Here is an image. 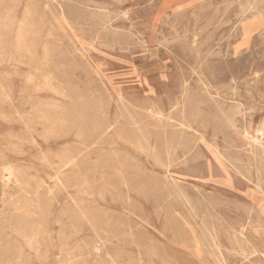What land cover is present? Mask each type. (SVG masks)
<instances>
[{"label":"rangeland","instance_id":"1","mask_svg":"<svg viewBox=\"0 0 264 264\" xmlns=\"http://www.w3.org/2000/svg\"><path fill=\"white\" fill-rule=\"evenodd\" d=\"M58 1L70 25L58 27L46 14L42 41L25 54L11 51L17 64L4 54L13 33L0 36V264H92L93 260V264H264V218L240 214L232 196L254 204L264 214V195L250 183L239 185L232 180L210 140L212 124L222 128L212 113L222 101L207 99L202 104L206 120L211 121L207 139L192 137L196 146L187 156L182 155L183 146L176 144V127L169 120H155L149 111L153 101L166 108L168 99L179 94L178 63L187 59L181 45L197 33L203 50L208 51L206 71L224 95V106L236 100L246 103L245 111L236 115L238 125L246 116L252 133L264 123V0ZM181 2L180 7L170 8ZM15 3L0 0V18L8 11L21 15L28 5L27 0ZM249 5L252 11L243 13L241 9ZM89 9L99 10L95 12L99 17ZM246 16V39L242 40L237 27ZM185 71L192 87L189 104L205 96H199L194 75L188 68ZM57 113L62 122H56ZM224 137L222 132L217 134L221 150ZM258 141L256 151H264V137L258 135ZM197 151L202 158L194 161ZM68 157L76 160L64 166ZM204 157L212 162L211 174ZM5 166H11L14 174L9 175ZM249 166L245 162L243 168ZM120 168L140 172L139 180L123 185L116 175ZM174 188L191 198L198 195L197 189H205L206 196L218 201L222 214L205 213L201 203L195 215ZM22 205L29 208L20 215L16 208ZM18 224L36 232L31 244L17 233ZM207 228L218 235L222 251L218 261L207 252V239H203ZM92 244L97 252L87 248Z\"/></svg>","mask_w":264,"mask_h":264},{"label":"bare ground","instance_id":"2","mask_svg":"<svg viewBox=\"0 0 264 264\" xmlns=\"http://www.w3.org/2000/svg\"><path fill=\"white\" fill-rule=\"evenodd\" d=\"M13 1H17V3H15V6H17L18 4H20L22 2V0H13ZM28 1V5L25 7V9L23 10V12L21 13V15L18 14V12L14 11L12 13V11H8L6 12L3 16H1L0 18V36L1 35H9L10 32L13 33V39L10 41L11 44L9 43V46L4 47V54L8 55L9 58L12 59L13 63L11 64H17V59L15 58V55H12L11 51H16L17 53L21 54H25L27 52H31L32 48L38 44L39 42L42 41L43 38V27H44V22H43V17H46V14L51 15L54 18V22L58 27H61L62 24L67 26L70 25L67 19V15L64 12L63 6L62 4L58 1V0H53L54 1V5H50V0H27ZM65 1V0H64ZM67 1V0H66ZM78 1V0H77ZM120 1V0H119ZM118 1V2H119ZM210 1V0H209ZM208 1V2H209ZM238 1V0H237ZM241 1V0H240ZM244 2H246L245 0H242ZM250 1V0H249ZM255 1V0H254ZM121 2V1H120ZM206 2V1H205ZM204 2V4H205ZM227 2V0H226ZM226 2L223 1V3L225 4ZM230 2V0H229ZM248 2V0H247ZM3 3V1H2ZM88 3H91L88 1ZM95 3V2H94ZM252 3V2H250ZM72 4H74V2H72ZM92 4V3H91ZM101 4V3H100ZM218 4V3H217ZM222 5V3H220ZM219 4V6H220ZM223 4V5H224ZM230 4V3H229ZM228 4V5H229ZM238 4V3H237ZM248 4V3H247ZM245 4V5H247ZM260 4V3H259ZM64 5V4H63ZM76 5L78 6L79 4L76 3ZM99 5V3H98ZM104 5L105 7V3L101 4ZM182 5L181 3H177L172 5L170 8L171 9H176L178 7H180ZM208 5V4H207ZM212 5V4H211ZM233 5V4H232ZM242 5V2H241ZM73 6V5H72ZM83 5H80V7ZM100 6V5H99ZM110 6V5H109ZM197 6V5H196ZM195 6V7H196ZM218 6V7H219ZM226 6V5H225ZM227 10V7H225ZM244 6V5H243ZM264 6V5H263ZM262 6V7H263ZM107 7V6H106ZM194 7V8H195ZM223 7V6H222ZM228 7H231L228 6ZM79 8V7H78ZM88 8V7H86ZM90 8V7H89ZM206 8V7H205ZM210 8V7H209ZM214 8V6H213ZM243 8V7H242ZM254 7L252 5L246 6L245 9H241L243 11V13L246 12H251L252 9ZM261 8V7H260ZM71 9V8H70ZM240 9V8H239ZM257 9V8H256ZM78 10V9H77ZM85 10V5H84V9ZM93 10V9H92ZM89 9L88 12L92 11ZM96 10V9H95ZM94 11L97 12V11ZM102 10V9H101ZM198 10V9H196ZM204 10V9H203ZM208 10V8H207ZM223 10V9H222ZM225 10V9H224ZM264 10V9H263ZM76 11V10H75ZM79 11V10H78ZM86 11V12H87ZM108 11V10H106ZM180 11V10H179ZM187 11V10H185ZM202 11V10H200ZM205 11V10H204ZM241 11V13H242ZM261 11V10H260ZM105 12V11H104ZM104 12H102L104 14ZM181 12V11H180ZM194 12V11H193ZM192 12V13H193ZM198 12V11H197ZM203 12V11H202ZM224 12V11H223ZM255 12V11H254ZM262 12V11H261ZM79 13V12H78ZM93 13V12H92ZM91 13V14H92ZM113 13V12H112ZM115 13V12H114ZM118 13V12H117ZM201 13V12H199ZM37 14V15H36ZM96 15H98V13H95ZM108 14V13H107ZM111 14V13H110ZM124 15L126 14V12L123 13ZM178 14V13H177ZM184 14V13H183ZM186 14V13H185ZM226 14V12H225ZM77 15V14H75ZM89 15V14H88ZM105 15V14H104ZM116 15V14H115ZM214 15H217L214 14ZM213 15V16H214ZM264 15V13H263ZM101 16V15H100ZM112 16V15H111ZM117 16V15H116ZM115 16V17H116ZM178 16V15H177ZM205 16V15H204ZM83 17V16H82ZM91 17V16H90ZM94 17V16H93ZM92 17V19H94ZM99 17V15H98ZM110 17V16H109ZM114 17V18H115ZM249 16L244 17L242 20H240V23L238 24L239 30H240V35L242 36V40L246 39V29H247V25L248 24H244V20L247 19ZM102 18V17H101ZM105 18V16H104ZM103 18V19H104ZM124 18V17H123ZM169 18V17H168ZM203 18V17H202ZM97 19V18H96ZM100 19V18H99ZM97 19V23L98 20ZM102 19V20H103ZM107 19V18H105ZM180 19V18H179ZM214 19V18H213ZM212 19V20H213ZM95 20V19H94ZM108 20V19H107ZM110 20V19H109ZM229 20V19H228ZM228 20L226 22H228ZM231 20V19H230ZM88 21V20H87ZM105 22H107L106 20H103ZM220 21V20H219ZM90 22V20H89ZM95 22V21H94ZM100 22V21H99ZM96 23V22H95ZM94 23V24H95ZM93 25V23H91ZM101 24V23H99ZM97 24V25H99ZM102 24H104L102 22ZM101 24V25H102ZM221 24V22H220ZM222 25V24H221ZM132 27V25H130ZM223 26V25H222ZM237 26V25H236ZM71 27V26H70ZM104 27V25H103ZM102 27V29H103ZM204 27V25L202 26ZM11 28V30L9 29ZM92 28V27H91ZM96 28V27H95ZM109 28V27H108ZM235 28V29H237ZM100 29V28H99ZM107 29V28H106ZM121 29V28H120ZM130 29V28H128ZM127 29V30H128ZM206 30L208 28H205ZM231 29V28H230ZM264 29V28H262ZM261 29V30H262ZM92 30V29H91ZM98 30V29H97ZM115 30V29H113ZM118 30V29H117ZM126 30V29H125ZM124 30V31H125ZM205 30V31H206ZM233 30V29H232ZM238 30V29H237ZM260 30V31H261ZM102 31V30H101ZM100 31V33H101ZM111 31V29H110ZM108 30V32H110ZM122 31V30H121ZM187 31V30H186ZM230 31V30H229ZM77 32V31H76ZM98 32V31H97ZM126 32V31H125ZM129 32V31H128ZM128 32L126 35H128ZM236 32V31H235ZM95 33V32H94ZM104 33V30H103ZM124 33V32H123ZM260 33V32H259ZM262 33V32H261ZM50 33H48L47 35H49ZM102 34V33H101ZM105 34V33H104ZM107 34V31H106ZM110 35V33H108ZM115 34V33H114ZM122 34V33H121ZM118 35L121 36L122 35ZM160 34V33H159ZM210 34V33H209ZM98 35V34H97ZM113 35V33H112ZM132 35V34H131ZM223 35V34H222ZM221 35V36H222ZM231 35V34H230ZM106 36V35H105ZM104 36V37H105ZM116 36V34H115ZM143 36V35H141ZM207 36V35H206ZM108 37V36H107ZM111 37V36H110ZM113 37V36H112ZM124 37V36H123ZM126 37V36H125ZM134 37V36H133ZM228 37V35H227ZM232 37V36H231ZM238 37V35H237ZM128 38V36L126 37ZM230 39V37H228ZM236 38V37H235ZM101 39V38H100ZM109 39V38H108ZM166 39V38H165ZM110 40V39H109ZM126 40V39H125ZM223 40V37H222ZM124 41V39H123ZM144 41V40H143ZM159 41V40H158ZM164 40H161V42ZM167 41V39H166ZM122 42V41H121ZM160 42V43H161ZM207 42V41H206ZM139 43V42H138ZM159 43V44H160ZM163 43V42H162ZM170 43V41H169ZM172 43V42H171ZM166 44V43H165ZM75 45V44H74ZM121 45V44H120ZM140 45V44H139ZM228 45V44H227ZM230 45V44H229ZM232 45V44H231ZM240 45V44H238ZM1 46V45H0ZM54 46V45H53ZM209 46V45H208ZM214 47V46H213ZM238 47V46H237ZM242 47V46H241ZM54 48V47H53ZM181 48H183L185 51H187L186 54V58L187 59H182V61H180V63H178V69H179V80H178V95H174L172 97H170V99H168V104L167 107L165 108L161 103L153 101V103H151L152 105L150 106V113L153 115V118L159 122H162L163 120H169L171 122V125L176 127V132L178 134V136L176 137V144L177 145H182L183 147V153L182 155L187 156V154L191 153L189 152L190 150L194 149V147L196 146V144L194 143V141L192 142V137H199L202 138L203 140H206L207 137H205V134L207 135L208 133V124L211 123V121H207L206 120V113H205V108L204 106H202L203 103H205V101L207 102V99L209 101H215V100H221L222 102H219L218 104H215L212 110V113L214 115L215 118L220 119V123H221V127L220 129H217V126L215 124V122L212 124L213 126H211V132H210V140L213 144V147L215 149L216 154L220 157V159L222 160V162L224 163L225 167L231 172L232 176V180H235L238 182L239 185H241V182L243 183H250L254 189L257 192H260L264 195V151L261 152H257L256 151V145L255 144H259L258 141V135H261L262 137H264V123L260 124L252 133V129H250V121L246 120V116H244V120H242L240 123V126L238 125V119H237V114L239 112H241V110L243 109L245 111V106L246 103H242L239 101H235L232 102L231 104H229V106L225 107V98L224 95L221 94V92L217 91L218 89L216 88L214 82L211 80L210 78V73H208L206 71V66L205 64L207 63L208 60V51H204L202 48V43L199 41L198 37H197V33H194L192 36H190L189 39H186L183 41V44L181 45ZM228 48V47H227ZM84 49V48H83ZM229 49V48H228ZM221 50V49H220ZM230 50V49H229ZM255 50V49H254ZM86 51V50H85ZM240 51V50H239ZM11 52V54H10ZM222 52V51H221ZM220 52V53H221ZM216 53V55L219 52H213ZM212 53V56H214ZM227 53L228 50H227ZM224 54V53H223ZM232 54V53H231ZM238 54V52L236 53ZM253 54V53H252ZM251 54V55H252ZM72 55V54H71ZM215 55V56H216ZM219 55V54H218ZM226 56L228 54H225ZM242 55V54H241ZM250 55V56H251ZM259 55V53L257 54ZM224 56V55H223ZM232 56V55H231ZM238 56V55H237ZM236 56V57H237ZM219 57V56H218ZM234 57V56H233ZM252 57V56H251ZM222 58V57H221ZM220 58V59H221ZM238 58V57H237ZM210 61V60H209ZM233 63V62H232ZM221 64V63H220ZM61 65V64H59ZM228 65V64H227ZM226 65V67H227ZM216 67V66H215ZM214 67V68H215ZM264 67V66H262ZM188 68V72L191 73V75H194L193 80H196L197 82V90L202 93L199 94V96L204 95V98H200V99H193L192 102L188 104L187 98L189 95V91L192 88L190 86V82H188L186 80V74ZM218 71V70H217ZM216 71V72H217ZM219 72V71H218ZM215 73V72H213ZM217 74V73H216ZM257 74V73H256ZM63 77V76H62ZM213 77V76H212ZM233 77V76H232ZM220 80V79H219ZM218 80V81H219ZM244 80V79H243ZM246 83V82H245ZM230 84V83H228ZM172 85H174V83H172ZM226 86V85H225ZM224 86V87H225ZM231 86V84H230ZM223 87V88H224ZM236 87V86H234ZM252 88V87H251ZM236 90V88H234ZM238 89V88H237ZM212 91H214L216 97L212 96ZM75 92V91H74ZM78 92V91H77ZM237 92V91H236ZM248 92V91H247ZM234 95V94H233ZM238 96V94H237ZM231 98H236V97H231ZM249 98H254L253 94L249 95ZM189 100V99H188ZM203 100V101H202ZM187 102V103H186ZM124 105V103H123ZM85 106V105H84ZM140 109V108H139ZM145 109V108H144ZM143 109V110H144ZM167 110V111H166ZM83 111V110H82ZM128 111V110H127ZM166 111V112H165ZM247 111V110H246ZM250 111V110H249ZM121 113V112H120ZM123 114V113H122ZM247 115V114H246ZM241 116V115H240ZM61 117V113H57V118H56V122H62V118ZM87 117V116H86ZM122 117V116H121ZM123 118V117H122ZM126 118V117H125ZM124 118V119H125ZM132 118V117H131ZM78 119V118H77ZM136 120V119H135ZM118 121V120H117ZM127 121V120H126ZM74 123V122H73ZM117 123V122H116ZM136 123V122H135ZM125 124V123H124ZM129 125V124H128ZM139 125V124H136ZM80 126V125H79ZM144 126V125H143ZM126 127V126H125ZM147 127V126H146ZM81 128V127H80ZM108 128V127H107ZM163 128V127H162ZM136 129V128H135ZM140 129V128H139ZM147 130V129H146ZM136 131V130H135ZM140 131V130H139ZM141 132V131H140ZM219 132H222V135H225V137L223 138V144H222V150L218 148V143H217V134ZM227 135H226V134ZM90 135V134H89ZM189 136L191 138V140H188ZM102 137V136H101ZM127 137V136H126ZM166 138V137H165ZM98 139V138H97ZM96 139V140H97ZM100 139V138H99ZM261 139V138H260ZM95 140V141H96ZM143 140V139H142ZM98 141V140H97ZM135 142V141H134ZM261 142V141H260ZM264 142V141H263ZM210 144V143H209ZM211 144V145H212ZM261 144V143H260ZM138 145L142 146V141H138ZM195 145V146H194ZM245 146V147H244ZM263 146V145H262ZM261 146V147H262ZM177 147V146H176ZM259 147V145H258ZM263 149V148H262ZM155 152V150H154ZM82 154V153H81ZM156 154V152H155ZM250 154V155H248ZM160 155H157V157ZM171 156V154H170ZM169 156V157H170ZM252 157V158H251ZM87 158V157H86ZM202 155L199 154V152L197 151V153H193V160L196 161L197 159H201ZM161 159V158H158ZM169 159V158H168ZM173 159V158H172ZM75 158L74 157H68L65 162H63V165H72L75 162ZM171 160V157H170ZM205 160V167L206 170L209 172V174H211L212 172V162L207 158L204 157ZM6 161V160H5ZM172 161V160H171ZM252 161V163H251ZM7 162V161H6ZM161 162V161H160ZM245 162L247 164V166L250 164V166L248 167L247 170H245L243 168V166L245 165ZM91 162H89L90 164ZM118 163V162H116ZM163 163V162H162ZM185 163V162H184ZM96 164V163H95ZM123 164V163H122ZM186 164V163H185ZM99 165V164H98ZM102 165V164H100ZM253 165V166H251ZM105 166L102 165V167ZM115 166V165H114ZM123 166V165H122ZM167 165H165L166 168ZM169 166V164H168ZM98 166H96L97 168ZM120 167V165H119ZM171 167V166H169ZM4 170H6L9 175L14 174L13 173V168L11 166H5ZM92 170V169H91ZM95 170V169H93ZM254 170V173H251V171ZM134 172V169L130 170V172H127V170L120 168L119 170H117L116 175L119 177V181L123 184V185H127L128 182H130L133 179H138L140 178L137 174L140 175V172H137L136 174L131 173ZM135 171H138L135 168ZM139 171H143L145 172V170H139ZM98 172V171H97ZM103 174V173H102ZM91 176V175H90ZM166 176V175H165ZM164 176V177H165ZM58 177V176H57ZM11 178V177H10ZM142 179V178H141ZM173 179V178H172ZM106 180V179H105ZM134 180V181H136ZM139 180V179H138ZM167 180V178H166ZM2 181V180H1ZM157 181V180H156ZM169 181V179H168ZM60 182V181H59ZM161 183V181H159ZM175 184L177 183L176 181H174ZM65 183V182H64ZM72 183V182H71ZM179 183H181L179 181ZM5 184V183H4ZM63 184V183H62ZM78 184V183H77ZM80 184V183H79ZM168 184V183H167ZM30 185V183H29ZM152 185V184H151ZM150 185V186H151ZM170 185V184H169ZM168 185V186H169ZM177 185V184H176ZM7 186V185H6ZM43 186V185H42ZM64 186V185H63ZM48 187V185L46 186ZM152 187V186H151ZM181 187V186H180ZM186 187V186H185ZM24 188V187H22ZM41 188V187H40ZM44 188V186H43ZM41 188V189H43ZM172 186L170 187L171 190ZM182 188V187H181ZM180 188V189H181ZM197 189V188H196ZM24 190V189H23ZM52 190V189H51ZM159 190V189H158ZM169 190V189H168ZM175 190L172 189V191ZM50 191V190H49ZM92 191V190H91ZM198 195H195L194 198H191L190 195H187L184 191H180L175 190V195L180 198L181 200L183 199L185 203H187V207L188 209H190L195 215H197L195 213V210L197 208V205L203 203L204 208H205V213H208L209 215L213 212H215L216 214L214 215H218V214H222L221 210H219L218 208V201L216 199H214V197L211 196H206L205 195V189H197ZM22 193V192H21ZM172 193V192H171ZM207 193V192H206ZM15 194V193H14ZM94 194V193H93ZM170 194V193H169ZM196 194V193H195ZM53 195V194H52ZM77 195V194H76ZM75 195V197H76ZM79 195V194H78ZM114 195V194H113ZM232 195V194H230ZM26 196V195H25ZM56 196V195H55ZM172 196V195H171ZM233 198V202H236L234 205H236L235 209L240 213V214H260L263 218H264V214L258 209V207H256L254 204H251L245 200H242L240 198H238L235 195ZM81 197V196H80ZM53 198V197H52ZM71 198V197H70ZM26 199V198H25ZM73 200V199H72ZM6 201V200H5ZM4 201V202H5ZM8 201V200H7ZM3 202V203H4ZM183 202V201H182ZM181 202V203H182ZM77 203V202H75ZM180 204V203H179ZM228 204V203H227ZM182 205V204H181ZM202 205V204H201ZM233 205V204H232ZM14 206V205H13ZM35 206V205H34ZM49 206V205H48ZM67 207V206H65ZM72 207V206H71ZM28 206H20L18 208H16V210H20L19 214H23V211L26 212L28 211ZM186 208V206H185ZM203 208V207H202ZM38 209V208H37ZM36 209V210H37ZM42 209V207H41ZM44 210V209H43ZM63 210V209H62ZM69 210V209H68ZM61 211V210H60ZM170 211V210H169ZM188 211V210H187ZM35 212V211H34ZM41 212V211H40ZM96 212V211H95ZM198 212V211H197ZM12 213V212H11ZM16 213V212H15ZM155 213V212H154ZM173 213V212H172ZM76 214V213H75ZM108 214V213H107ZM188 214V213H186ZM191 214V213H190ZM204 214V213H203ZM28 215V214H27ZM37 215V214H36ZM59 215V214H58ZM88 215V214H87ZM113 215V214H112ZM193 215V214H191ZM1 216V215H0ZM25 216V215H24ZM42 216V215H41ZM186 216V215H185ZM207 216V215H206ZM205 216V217H206ZM219 216V215H218ZM248 216V215H247ZM11 217V216H10ZM30 217V216H29ZM212 217V216H211ZM210 217V219H212ZM217 217V216H215ZM15 218V217H14ZM46 218V217H45ZM69 218V217H68ZM86 218V217H85ZM89 218V217H88ZM106 218V217H105ZM109 218V217H108ZM30 219V218H29ZM75 219V217H74ZM90 219V220H89ZM88 219V223H89V227L94 230V223L92 221V218ZM128 219V218H127ZM200 219V218H199ZM222 219V217H221ZM249 219V218H248ZM18 220V219H17ZM26 220V219H25ZM32 220V218H31ZM202 220V219H200ZM1 221V220H0ZM97 221V220H96ZM131 221V220H130ZM233 221V220H232ZM110 223V222H109ZM204 223V221H203ZM238 223V222H237ZM43 224V223H42ZM73 225V224H72ZM107 225V224H106ZM111 225V224H110ZM206 225V224H205ZM204 225V226H205ZM213 225V222H212ZM262 225V224H261ZM118 226V225H117ZM199 227V225H197ZM41 227V226H40ZM43 227V226H42ZM73 227V226H72ZM120 227V226H119ZM230 227V226H229ZM17 233L21 235L22 240L24 242H27L28 244H31L30 240H31V236L34 235V231L29 230V226L27 224H18L17 225ZM236 228V227H235ZM246 228V227H245ZM81 229V228H80ZM79 229V230H80ZM198 229V228H197ZM38 230V228H37ZM67 230V229H66ZM74 230V229H73ZM119 230V229H117ZM199 230V229H198ZM234 230V229H233ZM236 230V229H235ZM234 230V231H235ZM76 231V228L75 230ZM202 231V230H201ZM208 231V228L207 230ZM233 231V232H234ZM39 233V232H37ZM76 233V232H75ZM100 233V232H99ZM131 233V232H130ZM201 233V232H200ZM40 234V233H39ZM135 234V233H134ZM235 234V233H234ZM74 235V234H73ZM125 235V234H124ZM145 235V234H144ZM203 235V232L202 234ZM239 235L241 236V239L244 238L242 232L239 233ZM49 236V235H48ZM121 236V235H120ZM234 236V235H233ZM236 236V235H235ZM38 237V236H37ZM98 237V236H97ZM205 236L203 235V239H207V242L205 243V246L207 248V252L208 254L214 256L216 258V260L218 261L219 259H221L222 257V251H221V246H220V241L218 238L217 233L212 232L211 230L207 232V238H204ZM95 238V237H94ZM118 238V237H117ZM202 238V237H200ZM34 239V238H32ZM87 239V238H86ZM63 240V238H62ZM238 238L236 239V241L238 242ZM33 241V240H32ZM36 241V240H35ZM39 241V240H38ZM94 241V239H93ZM103 241V240H102ZM202 241V240H201ZM7 243V242H6ZM39 243V242H38ZM35 244V243H34ZM104 244V243H102ZM106 244V243H105ZM108 244V243H107ZM106 244V245H107ZM110 244V243H109ZM42 245V243H41ZM80 244H77V246ZM93 245V244H92ZM156 245V244H154ZM204 245V244H203ZM39 246V245H38ZM111 246V245H110ZM115 246V245H114ZM35 247V246H34ZM80 247V246H79ZM103 249V245L101 246ZM106 247V246H105ZM20 248V247H19ZM18 248V249H19ZM87 248H89V250H93V252H97L98 248H96L94 245L91 246V248L88 246ZM204 248V247H203ZM253 250H255L254 248H252ZM9 250V249H8ZM35 250V249H34ZM122 250V249H121ZM158 250V248H157ZM243 250V249H242ZM18 251V250H17ZM23 251V250H22ZM103 251V250H102ZM101 251V252H102ZM4 252V251H3ZM20 252V250H19ZM89 252V251H87ZM92 253V252H91ZM103 253V252H102ZM18 254V253H17ZM69 254V253H67ZM89 255V253H88ZM264 255V254H263ZM27 256V255H25ZM40 256V254H39ZM63 256V255H62ZM66 256V254H65ZM64 256V257H65ZM87 256V255H86ZM16 257H20L19 254L16 255ZM28 257V256H27ZM26 258V257H25ZM29 258V257H28ZM42 258V257H39ZM38 258V259H39ZM45 258V257H44ZM61 258V256H60ZM63 258V257H62ZM61 258V260H62ZM100 258V256H99ZM255 258V257H254ZM15 259V258H14ZM20 259V258H19ZM65 259V258H64ZM67 259V258H66ZM135 259V258H134ZM1 260V259H0ZM9 260V259H8ZM12 260V259H11ZM86 260V258H85ZM100 260V259H99ZM103 260V259H102ZM101 260V261H102ZM25 261V260H24ZM60 261V259L58 260ZM81 261V260H80ZM79 261V262H80ZM95 262V260H93ZM92 261V264H93ZM153 261V260H151ZM223 261V260H222ZM12 262V261H10ZM40 262H42V260H40ZM39 262V263H40ZM104 262V261H103ZM138 262V261H137ZM225 262V259H224ZM9 263V261H8ZM27 263V261H26ZM151 263V262H150ZM226 263V262H225ZM6 264V263H5ZM11 264V263H10ZM21 264V263H20ZM23 264V263H22ZM25 264V263H24ZM29 264V263H27Z\"/></svg>","mask_w":264,"mask_h":264}]
</instances>
